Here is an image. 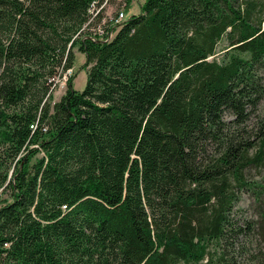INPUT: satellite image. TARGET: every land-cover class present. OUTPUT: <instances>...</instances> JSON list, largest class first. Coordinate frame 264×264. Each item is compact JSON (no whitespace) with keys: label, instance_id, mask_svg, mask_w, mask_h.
I'll list each match as a JSON object with an SVG mask.
<instances>
[{"label":"trees","instance_id":"trees-1","mask_svg":"<svg viewBox=\"0 0 264 264\" xmlns=\"http://www.w3.org/2000/svg\"><path fill=\"white\" fill-rule=\"evenodd\" d=\"M110 1L0 0V264H264V0Z\"/></svg>","mask_w":264,"mask_h":264},{"label":"rangeland","instance_id":"rangeland-1","mask_svg":"<svg viewBox=\"0 0 264 264\" xmlns=\"http://www.w3.org/2000/svg\"><path fill=\"white\" fill-rule=\"evenodd\" d=\"M145 3V0H134L131 3L130 8L123 9L125 7V3L122 0H111L107 6L106 14L116 15V13L121 10L125 12L128 16L121 25L127 21L131 16L139 15L141 13V7ZM119 30L115 29L112 33V38L117 34ZM75 55V64L72 72H66L62 74L60 77L56 78V87L54 88L53 97L51 100L52 104H55L61 100V98L66 94L68 89V79L72 76L73 78V86L77 91H83L87 84L88 74L87 69L85 68L86 57L82 54L78 48L74 49ZM231 118V116H227ZM259 125H263L264 127V99L261 101L258 109L251 116L250 126L255 127ZM41 156V155H40ZM39 157V156H38ZM1 199L10 201V195L1 194ZM253 200L248 195H243L242 200L238 204V209L240 210L241 217L254 218V209H253ZM243 215V216H242Z\"/></svg>","mask_w":264,"mask_h":264},{"label":"built area","instance_id":"built-area-1","mask_svg":"<svg viewBox=\"0 0 264 264\" xmlns=\"http://www.w3.org/2000/svg\"><path fill=\"white\" fill-rule=\"evenodd\" d=\"M128 16L125 14L124 11H120L118 17L116 19H114L112 14L107 13V17L105 18L104 22L102 23V26L98 29V31L96 32V35H100L103 37L105 31L103 29V26L106 24L107 25V21H110L113 25L112 27L115 29H118L120 24L122 23L123 20H125ZM112 39V32L109 34V39ZM71 72V71H70Z\"/></svg>","mask_w":264,"mask_h":264},{"label":"bare ground","instance_id":"bare-ground-1","mask_svg":"<svg viewBox=\"0 0 264 264\" xmlns=\"http://www.w3.org/2000/svg\"><path fill=\"white\" fill-rule=\"evenodd\" d=\"M123 21H124V20H123ZM123 21H122V22H123ZM112 34H113V33H112Z\"/></svg>","mask_w":264,"mask_h":264}]
</instances>
